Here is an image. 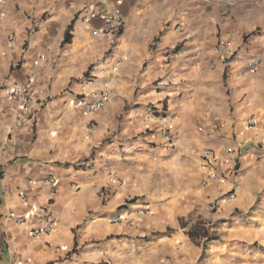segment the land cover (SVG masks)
Returning a JSON list of instances; mask_svg holds the SVG:
<instances>
[{
    "label": "crops",
    "instance_id": "obj_1",
    "mask_svg": "<svg viewBox=\"0 0 264 264\" xmlns=\"http://www.w3.org/2000/svg\"><path fill=\"white\" fill-rule=\"evenodd\" d=\"M0 264H264V0H0Z\"/></svg>",
    "mask_w": 264,
    "mask_h": 264
},
{
    "label": "built area",
    "instance_id": "obj_2",
    "mask_svg": "<svg viewBox=\"0 0 264 264\" xmlns=\"http://www.w3.org/2000/svg\"><path fill=\"white\" fill-rule=\"evenodd\" d=\"M125 26L124 22V17L119 8H115L113 11H111L107 18L105 19V24L103 28L101 29H96L93 31V36L95 37H100V36H113L116 34H119L122 29ZM179 30H182L181 27H178ZM220 49L222 51H225L227 53L230 52L228 45L225 44V42L220 43ZM250 62L253 67H257L259 65L258 60L255 57H251ZM93 86V85H92ZM6 95L14 101H20L21 102V112L22 115L24 116H29L32 114L33 110V103H34V93L32 90V86L29 84H15L5 90ZM108 101V93L104 91L101 94V97L99 100L95 102H89V101H81L80 107L86 110V112H97L100 111L104 105ZM158 119L162 123V129H161V134L162 137L165 139L170 138L171 134V129H170V124H169V114L168 112H165V114L158 115V116H149V119ZM249 125L251 126L253 124L252 121L248 122ZM200 159L203 161V166L205 168H210L213 163L217 161L216 153L212 149H205L199 153ZM211 181L217 182L218 180H221L220 175L213 173L211 174ZM46 182L54 186L56 183V180L54 178L47 179ZM231 192L230 194L227 195L228 198H233L234 193ZM26 200V199H25ZM215 209V207H214ZM39 224L40 227L36 230H32L30 232L31 236L33 237H38L43 234H50L52 233L54 229V218L46 212H41L39 214ZM9 220L16 224V225H25L27 223V219L23 216H13L10 217ZM111 223H118L120 222L119 218H113L109 220Z\"/></svg>",
    "mask_w": 264,
    "mask_h": 264
},
{
    "label": "trees",
    "instance_id": "obj_3",
    "mask_svg": "<svg viewBox=\"0 0 264 264\" xmlns=\"http://www.w3.org/2000/svg\"><path fill=\"white\" fill-rule=\"evenodd\" d=\"M65 41H70L69 34H67ZM189 235L193 242L199 244L201 242L206 243L217 238L215 235L211 234V226L206 222H198L197 225L191 228Z\"/></svg>",
    "mask_w": 264,
    "mask_h": 264
}]
</instances>
